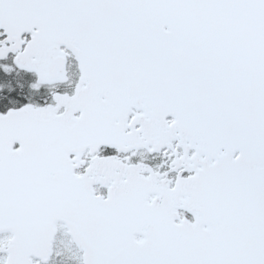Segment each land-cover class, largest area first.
I'll use <instances>...</instances> for the list:
<instances>
[{
  "label": "snow or ice",
  "instance_id": "snow-or-ice-1",
  "mask_svg": "<svg viewBox=\"0 0 264 264\" xmlns=\"http://www.w3.org/2000/svg\"><path fill=\"white\" fill-rule=\"evenodd\" d=\"M0 264H264V0H0Z\"/></svg>",
  "mask_w": 264,
  "mask_h": 264
}]
</instances>
